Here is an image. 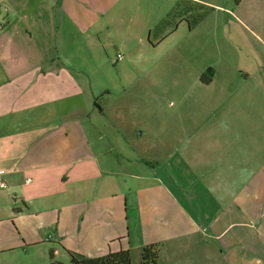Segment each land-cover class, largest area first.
Returning <instances> with one entry per match:
<instances>
[{"label": "crops", "instance_id": "crops-1", "mask_svg": "<svg viewBox=\"0 0 264 264\" xmlns=\"http://www.w3.org/2000/svg\"><path fill=\"white\" fill-rule=\"evenodd\" d=\"M167 1L154 30L144 32L138 21L113 17L112 0H73L68 7L63 0H0V264H49L50 252L66 264L68 251L140 253L151 243L159 246L160 264H264V0H253V27L210 0H169L163 11ZM194 4L212 9L194 19ZM66 10L76 37L84 15L87 38L100 44L126 46L130 38L158 46L169 39L168 75L202 94L193 101L204 112L217 111L215 123L193 132L196 143L180 153L179 167L169 162L165 172L179 182L142 175L137 166L128 171L121 164L131 162L129 153L119 160L110 147H95L84 121L104 109L84 90L80 72L60 63L56 46L64 42L57 41L56 13L64 23ZM218 12L233 19L260 67L239 70L233 32L214 43L217 57L206 55L198 71L189 70L208 51V20ZM126 130L133 141L132 126ZM187 131L171 128L170 138Z\"/></svg>", "mask_w": 264, "mask_h": 264}, {"label": "rangeland", "instance_id": "rangeland-1", "mask_svg": "<svg viewBox=\"0 0 264 264\" xmlns=\"http://www.w3.org/2000/svg\"><path fill=\"white\" fill-rule=\"evenodd\" d=\"M65 7L71 6L73 0H63ZM163 0H112L113 17H122L124 24H131L135 21L145 26L144 32H147L148 26L151 32L154 30V22L160 13L159 7H162ZM222 7L232 9L244 23L253 27L249 21L255 12L251 13L253 0H243L240 7L236 8L237 0H210ZM81 7L88 9V5L80 2ZM171 1L163 3V11L169 10ZM180 8L184 3H177ZM193 18L205 11L199 10L193 5ZM99 20V14L96 15ZM171 15H167V22ZM223 16L225 19H223ZM66 21L62 23L61 14L56 13L57 41L63 40V43L56 44L59 52L60 63L66 68L80 72V81L86 92L92 91L95 94L96 103L104 109V112H93L91 120L84 121L88 133L91 134L97 150L111 148L114 156L119 159V154L125 153L131 156V162L123 161L121 165L132 169L137 166L142 175L150 177L158 175L161 181L179 182L178 178L169 179L165 170L175 160V165L181 159L180 153L186 150H193L192 141L193 132H202L208 124L215 123L216 110L206 113L200 107V103L194 102L195 97L202 95L198 91H193V87L181 88L178 84V78L168 75L171 62L166 58L171 48L169 39L158 46H152L150 41L144 39L137 42L136 39L128 40L126 46L118 44L115 41H106L103 44L89 40L87 33H92L88 29V17L81 15L82 31L76 37L72 29V14L67 10L65 12ZM209 29L208 51L203 55H198L190 63L189 70L198 71L203 65V59L207 55L209 59L212 55L217 57L220 49V36L229 37L233 32H237L240 39L237 50L241 58L240 71H252L261 66L258 58H254L252 50L244 37L240 35L239 28L233 24V19L223 13L218 12L211 15L208 20ZM74 34V35H73ZM151 39V38H150ZM121 59H117V52ZM199 60H202L201 62ZM150 72V75L147 73ZM181 90V92H178ZM96 110L94 106L91 108ZM112 120H125V125H116ZM91 123V124H89ZM187 129L185 134H177L171 139V128ZM132 126L135 134L133 141H127L130 131L126 128ZM125 128V129H124ZM189 139V140H188ZM200 144L201 142L198 141ZM125 147V150H122ZM174 152L176 157H170ZM120 160V159H119ZM159 166L162 170H155L153 167ZM179 167V165H177ZM114 171H119V167H114ZM126 169V168H125ZM125 169H123L125 171ZM155 172V173H154ZM180 173H173L172 176H178ZM119 178L122 176L114 175ZM127 183L134 182L129 177H125ZM136 182V181H135ZM143 180H138V184ZM131 213V212H129ZM159 254V251H158ZM132 264H139L140 253L132 250L130 253ZM64 259V258H63ZM158 261V258H157ZM159 263V262H158Z\"/></svg>", "mask_w": 264, "mask_h": 264}, {"label": "trees", "instance_id": "trees-1", "mask_svg": "<svg viewBox=\"0 0 264 264\" xmlns=\"http://www.w3.org/2000/svg\"><path fill=\"white\" fill-rule=\"evenodd\" d=\"M238 1V0H237ZM212 7L206 8L204 12L199 14V17H203L207 11H210ZM208 81L207 79L203 80ZM159 246L156 243L147 244L140 249L139 264H160L157 261ZM69 261L66 264H132L130 253L128 250H119L115 252H107L104 255L96 257H86L81 254L68 251ZM49 264H64L53 259V254L49 253Z\"/></svg>", "mask_w": 264, "mask_h": 264}, {"label": "built area", "instance_id": "built-area-1", "mask_svg": "<svg viewBox=\"0 0 264 264\" xmlns=\"http://www.w3.org/2000/svg\"><path fill=\"white\" fill-rule=\"evenodd\" d=\"M116 57H117L118 60L121 59V55L119 53L117 54ZM3 187H5V183L0 178V188H3Z\"/></svg>", "mask_w": 264, "mask_h": 264}]
</instances>
